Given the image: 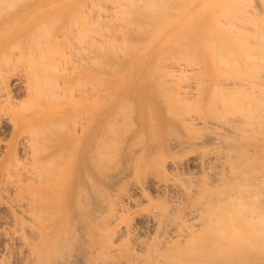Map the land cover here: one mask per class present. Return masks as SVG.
<instances>
[{"label":"bare ground","instance_id":"obj_1","mask_svg":"<svg viewBox=\"0 0 264 264\" xmlns=\"http://www.w3.org/2000/svg\"><path fill=\"white\" fill-rule=\"evenodd\" d=\"M144 1L96 16L86 0H0V133L9 132L0 138V264H264V69L255 73L264 59L251 44L248 61H188V50L186 61L149 60L181 22L161 27L160 0ZM166 7H157L164 17ZM125 9L159 20V48L112 51L104 63L105 48L123 42L112 45L116 32L94 23ZM231 15L218 24L263 39L262 14L251 27L240 14L246 31ZM134 20L116 36L125 46ZM184 148L192 160L174 156Z\"/></svg>","mask_w":264,"mask_h":264},{"label":"rangeland","instance_id":"obj_2","mask_svg":"<svg viewBox=\"0 0 264 264\" xmlns=\"http://www.w3.org/2000/svg\"><path fill=\"white\" fill-rule=\"evenodd\" d=\"M103 0H86V2H87V6L89 7H87V9H88V13H92V14H94V13H96V12H99L100 14L102 13L101 11H104V10H111L112 11V8H110V7H112V5L111 4H113L114 6L115 5H117V4H119L120 2H124L125 0H114V1H112V0H110V2H108L107 0H106V2H108V3H106L105 2V0H104V3L102 2ZM117 1V2H116ZM119 1V2H118ZM127 1V0H126ZM148 3H150V2H152V0L151 1H149V0H146ZM146 1H144V2H146ZM157 2L156 0H153V2ZM159 1V0H158ZM164 1L165 0H163V3H162V0H160V2H157V4H159L158 6H159V9L160 8H162V6L164 7V5L166 4V3H168V5H169V7H172L173 6V8H172V10L170 11L171 13L170 14H167L166 12L167 11H169V10H167L165 13L167 14V15H165V17L163 16V14H162V12H160V10H158V6H157V4L155 3V5H153V6H155V8H156V10H153V12L154 11H156L155 13H157L158 11H159V13H157V14H159V17H161L160 19H159V17H158V19L160 20H155V17L154 16H150V15H152V14H144L143 12L141 13V11H138V10H136L135 12H131L130 11V13H132L133 15H134V13H139L138 15L139 16H137V14H135L134 15V17H133V15L131 16V15H129L128 14V10L127 9H125V10H127V11H125V12H123V11H121L120 12V14H121V16H122V14H127V16L125 15H123V19H121L122 17H119V15L118 14H116V13H111V15H110V13H109V11L107 12L106 11V14L107 13H109V14H107V16H111V17H113L114 16V18H111L110 17V19L111 20H109L108 19V17H107V19H108V21L105 23V22H103V24L101 23V24H99V25H97L96 24V22L94 23V25L96 26V28H100L101 27V25H104V26H102L100 29H103L104 30V28L105 29H107L108 28V30H109V32H111L112 33V31L115 33L116 32V35L113 33V35H115V37H114V39L112 40V42H115L114 44H112V45H119V43L121 44L122 42H123V44H121L120 46H118V47H114L113 49H111L110 47H106L105 49L106 50H108V51H110V49H111V52L112 51H114V53H115V51L116 52H120L119 54L120 55H123V53L124 54H126V52H127V54L130 56V54H131V56H138V54H144V53H146V51L147 50H149V49H151L154 45H156V42L158 43V46L161 48H159L158 46H154L155 48H159V49H157V54L159 55V56H157V54H156V49H154L152 52H153V54H149V55H147V56H150L148 59L149 60H151V59H158V58H163V56H164V58L166 59V57L168 58H175V59H179V60H181L180 59V57L181 58H183L184 57V55L186 56V54L184 53V52H186L187 50V59H188V61H189V59H191V60H196V61H201L203 58H204V60H215L216 61V55H217V59H219L220 60V58H221V60H222V57H224V55H227V56H225V57H228L227 59L228 60H236V61H239L238 59H241L240 61H245V59L246 58H248V56H250V58L249 59H246L247 61L248 60H250V59H252L251 57H253L254 56V52H255V56L253 57L254 59L256 58V59H264L263 57L261 58V56H264V37H262L263 39V41L261 40V38H260V40L262 41V43L263 44H261V41H257V39L259 40V37H257V34H255L256 36L255 37H257V39H255V37H252V35L253 34H251L252 32H253V30H252V28H247L246 26V28L247 29H251L252 30V32L250 33V32H248V30H247V34H246V32H245V34H246V37H247V42H246V37H245V35H244V33L241 31V30H239L238 31V29H236L237 27H236V25H232L231 23H230V26H228L229 24H227V26L229 27V28H227V26H225V24L223 23V26L222 25H219L220 23L218 22V20L220 19V22H224L225 21V23H226V21H228V20H230V16L229 17H227L229 14H233L234 16L236 15V17H232V15H231V17L232 18H234V19H237L238 20V18L241 16V15H244L240 20L241 21H245L246 20V18L248 19L247 21H250V22H252V20H250V19H252L253 18V21H254V17L256 18V20L259 18V20H257V22L258 21H261V18H262V16H263V19H262V21L264 22V5L262 4V3H260V0H253V3H252V0H245V1H247L248 3H249V6H248V3H246V2H244L243 0H239V3L238 2H236V3H238L242 8H240V7H235L236 5H238V4H236L235 3V0L234 1H232L231 0V2H230V0H177V1H175V0H166L165 2L166 3H164ZM185 1V2H184ZM229 2V4H228V2ZM91 2V3H90ZM96 2V3H95ZM152 2V3H153ZM176 2V3H175ZM179 2L181 3L180 5H179ZM182 2H184V3H182ZM235 3L234 5L235 6H233V4L232 3ZM254 2H257V3H254ZM261 2H263L262 0H261ZM91 4V6H90V4ZM94 3V4H93ZM106 3V4H105ZM125 3H127V2H125ZM152 3H150L149 5H152ZM170 3V4H169ZM178 3V4H177ZM224 4L222 7H221V5L222 4ZM228 4V6H227V4ZM244 3V4H243ZM260 3V4H259ZM96 4H98V6L96 5ZM142 4L144 5V3H143V0H142ZM147 4V3H146ZM164 4V5H163ZM172 4V5H171ZM174 4H176V5H174ZM245 6L246 8H243V6ZM261 4H262V6H261ZM94 5V6H93ZM109 5V6H108ZM171 5V6H170ZM179 5V6H178ZM183 5H185V6H183ZM232 5V6H231ZM238 5V6H239ZM247 5V6H246ZM254 5H256L255 6V9L253 8V10H254V12L255 13H253V10H252V6L254 7ZM259 7H258V6ZM102 6V7H101ZM104 6V7H103ZM106 6V7H105ZM125 6H126V4H125ZM128 6V5H127ZM153 6H152V8H153ZM176 6V7H175ZM183 6V7H182ZM224 6H226L229 10V12H230V10H231V13H229L228 11H226L225 10V8L226 7H224ZM169 7H166V8H169ZM224 7V8H223ZM248 7V8H247ZM92 8V9H91ZM128 8V7H127ZM145 8H150V6L148 7V5H146V7ZM155 8H153V9H155ZM175 8V9H174ZM223 10H222V9ZM226 8V9H227ZM236 8V9H235ZM92 11H91V10ZM95 9V10H94ZM96 9H97V11H96ZM101 11H100V10ZM163 9V8H162ZM165 9V8H164ZM161 10V11H163V13H164V11L165 10ZM170 9V8H169ZM238 9H242V13H241V11H238ZM243 9H245L244 11H245V13L243 12ZM174 10V11H173ZM180 10V11H179ZM221 10L223 11V14L225 13L226 14V17H225V20H224V16L222 17V18H220V15H219V17H218V14H222V12H221ZM247 10H248V13H247ZM255 10H257V11H255ZM261 10H262V12H261ZM95 11V12H94ZM138 11V12H137ZM225 11V12H224ZM94 12V13H93ZM221 12V13H220ZM229 14H228V13ZM234 12V13H233ZM257 12H258V14H257ZM99 13H97V15L99 14ZM194 13V14H193ZM238 13V14H237ZM99 14V15H100ZM117 16H116V15ZM142 14V15H141ZM241 14V15H240ZM248 14V15H247ZM250 14H253V15H250ZM261 14H262V16H261ZM94 15H96V14H94ZM94 15H90L89 16V21L91 22V23H93V18H91V16L92 17H95ZM96 15V16H97ZM143 15H145V16H143ZM147 15V16H146ZM163 17H162V16ZM169 15V16H168ZM237 15H238V17H237ZM135 16H136V18H135ZM141 16V17H140ZM168 16V17H167ZM246 16V17H245ZM251 16H253V17H251ZM259 16H261V17H259ZM132 17V19L134 20V18L136 19V20H134V23L135 24H139L140 26H141V28L143 29V28H145V29H143V31L144 30H147V31H144V32H142V30H141V28L139 29V27L137 26V28L142 32V34L144 35H142L141 37H140V39L139 38H137V37H139L140 35H141V32L139 33V32H137L136 33V31L138 30L137 28V30L135 29V27H133V26H136V25H134V23L132 24V28L131 29H133L134 28V32H131L130 30H128L127 29V38H128V43L130 42V45L129 44H127V46H125V44H124V39H120L119 37H116L118 34L119 35H121L122 33L124 34V33H126V24H124L127 20H129L130 18ZM143 17H144V19H143ZM146 17H147V20H149L148 22H150L151 21V24H149L148 22H147V20H146ZM153 17V18H152ZM216 17V18H215ZM91 18V19H90ZM117 18V19H116ZM126 18V19H125ZM150 18V19H149ZM181 18V19H180ZM214 18H215V20H214ZM226 18L228 19V20H226ZM139 21H138V20ZM140 19H143V20H140ZM223 19V21H221ZM242 19H244V20H242ZM163 20V21H162ZM180 20V22H181V24H180V26L178 27V28H176L175 30H172L173 32H174V34H173V32L172 31H170V33L172 34V35H168L166 38H168V39H162V40H158L157 38H158V34L160 33V31H161V27L163 26V25H165L166 23H169V22H176V21H179ZM236 20V21H237ZM240 20H238V22L240 21ZM114 21V22H113ZM116 21V22H115ZM137 21V22H136ZM143 22V24H144V22H145V24L147 25H143L142 23H140V22ZM155 21V23L156 22H160L162 25H161V27H157V26H160V23L158 24V23H156L157 24V26L155 25V23L153 24L152 22H154ZM231 22H233V19L232 20H230ZM235 20H234V24H236V23H238V22H236ZM247 21H245V23L247 22ZM121 22H122V24L124 25V26H122V24H121ZM236 22V23H235ZM91 23H89V24H91ZM115 23V24H114ZM148 23V24H147ZM164 23V24H163ZM217 23V24H216ZM219 23V24H218ZM240 23V22H239ZM238 23V24H239ZM245 23H243L242 22V24H245ZM247 23H249V22H247ZM246 23V24H247ZM255 23H256V21H255ZM262 23V22H261ZM261 23H256V25H258V26H260V27H262L263 28V30H264V26H261ZM109 24H112L111 26L109 25ZM142 24V25H141ZM241 23H240V25L238 26L239 28H241L242 30H243V26L244 25H242ZM260 24V25H259ZM262 24H264V23H262ZM93 25V24H92ZM90 26V28H89V30L91 29V28H93V30H98V29H96L95 27H93V26ZM118 25H120V26H118ZM235 28V30H234V28L232 27V26ZM248 25V24H247ZM249 27H251L252 25H253V22L252 23H249ZM107 26H109V27H107ZM113 26V27H112ZM122 26V27H121ZM143 26V27H142ZM148 28V29H146V27ZM150 26H151V28H150ZM241 26V27H240ZM104 27V28H103ZM107 27V28H106ZM119 28L121 31H119L117 28ZM153 27V28H152ZM221 27H223V28H221ZM225 27H226V29H225ZM253 27H255V29L254 30H256L257 28H256V26H255V24H254V26ZM258 28V29H261L262 30V28ZM109 28H113V29H115V30H111V29H109ZM155 28H158V29H155ZM197 28H198V30H197ZM230 28L232 29V30H234V34H232L233 33V31H230ZM245 28V29H246ZM154 29H155V33H152V30H153V32H154ZM244 29V30H245ZM257 29V33H258V36L260 35V34H262L261 33V31H260V34H259V30ZM92 30V29H91ZM102 30V31H103ZM111 30V31H110ZM124 30V31H123ZM150 30V31H149ZM159 30V31H158ZM207 30L209 31V33L207 32ZM224 30H226V31H224ZM227 30H229V31H227ZM243 30V31H244ZM250 30V31H251ZM95 31H91V35L93 34L94 35V33H95V35L94 36H91V37H93L92 39H94V37H96V34L98 35V33H96ZM105 31V30H104ZM129 31V32H128ZM158 31V32H157ZM196 31V33H194ZM211 31V32H210ZM235 31H237V33H235ZM246 31V30H245ZM94 32V33H93ZM98 32V31H97ZM118 32V33H117ZM120 32H121V34H120ZM129 33H130V35H133V36H130L129 35ZM149 33V35H147ZM250 33V34H249ZM254 33V32H253ZM136 34V35H135ZM146 34V35H145ZM152 34H154L153 36L154 37H152L151 38V36H152ZM192 34V35H191ZM208 34H210L209 36H208ZM238 35V36H236L235 37V35ZM241 34H243L242 35V38L240 37L241 36ZM175 35V36H174ZM228 35V36H227ZM250 35V36H249ZM263 35V34H262ZM261 35V36H262ZM137 36V37H136ZM212 36V37H211ZM254 36V35H253ZM135 38L134 40L133 39H130V38ZM148 37V38H147ZM169 37H172L171 38V41L169 42L168 41V43L166 42L167 40H170V38ZM183 37V38H182ZM188 37V38H187ZM190 37V38H189ZM211 39H210V38ZM215 37V38H214ZM222 37V38H221ZM231 37H232V39H231ZM234 37V38H233ZM196 38V39H195ZM236 38V39H235ZM252 38V39H251ZM143 39H144V41H143ZM148 39V40H147ZM151 39V41L153 40V42H151V41H149ZM157 39V41H155ZM186 39V40H185ZM191 39V40H190ZM193 39V40H192ZM229 39V40H228ZM251 39V40H250ZM253 39H255L253 42H252V40ZM121 40V41H120ZM135 40H137V42L135 41ZM190 40V41H189ZM210 40H212V41H210ZM218 42H217V41ZM222 40V41H221ZM227 40V41H226ZM235 40V41H234ZM243 40V41H242ZM134 41V42H133ZM141 41H142V43H141ZM149 41V42H148ZM155 41V42H154ZM160 41V42H159ZM161 41H164V42H161ZM213 41H214V43H213ZM234 43H233V42ZM240 41V42H239ZM242 41V42H241ZM249 41H251V42H249ZM257 41V42H256ZM132 42H133V44H135V43H138V42H140L141 43V45L143 44L144 46H145V44L146 43H148L149 45H151V46H149L148 44H146V45H148V47H149V49H148V47L147 46H145L146 47V51H144L143 49L145 48L143 45L140 47H138V45H140V44H136V45H133L132 44ZM185 43V45L184 44H182V43ZM210 42V43H209ZM221 42V43H220ZM224 44H223V43ZM259 42V43H258ZM145 43V44H144ZM154 43V44H153ZM164 45H163V44ZM190 44L189 46H188V44ZM211 43H213V44H211ZM219 43V44H218ZM250 43V44H249ZM162 44V45H161ZM209 44V45H208ZM215 44V45H214ZM241 44V45H240ZM242 44H244V46L242 45ZM256 45V46H254L255 47V51H254V47L252 48V45ZM262 45L263 46V48L260 46V45ZM130 46V48H131V46L132 47H136V48H134V52L135 51H137V52H133L132 50H130V53L128 52V49L127 48H124V47H129ZM176 45H178V46H176ZM181 45H182V47H181ZM214 45V46H213ZM216 45L218 46V47H216ZM222 45V46H221ZM235 45H237V46H235ZM247 45V46H246ZM259 45V46H258ZM109 46V45H108ZM163 46V47H162ZM171 46V47H170ZM194 47V51L193 52H195V53H192V50L193 49H191V48H193ZM206 46V47H205ZM208 46V47H207ZM221 48H220V47ZM225 46V48H223ZM249 46H251V47H249ZM261 47L262 49H257L258 47ZM143 47V48H142ZM165 47V48H164ZM180 49H178V48ZM184 47H186V49L184 48ZM236 47L238 48V49H236ZM249 47V49H246V48H248ZM118 48V49H117ZM124 48V50H122ZM129 48V49H130ZM181 48H182V51H181ZM215 48V51L213 50ZM116 49V50H115ZM121 49V50H120ZM136 49V50H135ZM174 49L176 50V51H174ZM191 51H190V50ZM198 49V50H197ZM221 50V51H218V50ZM246 49V50H245ZM252 50V52L250 51V53H249V50ZM185 50V51H184ZM208 50V51H207ZM228 50V52L226 53V51ZM242 50V51H241ZM258 50H259V52H260V54H259V52H258ZM92 51V50H91ZM107 51V52H108ZM123 51V52H122ZM140 51V52H139ZM142 51H144V52H142ZM150 51V50H149ZM183 52L182 54L180 53L179 54V52ZM214 53H216L217 52V54H215V56L214 55H212V54H214ZM222 51H223V53H222ZM245 51V52H244ZM246 51H247V54H246ZM254 51V52H253ZM257 51V52H256ZM90 52V51H89ZM106 52V53H107ZM121 52H122V54H121ZM139 52V53H138ZM142 52V53H141ZM169 52H170V54H172V57H171V55L169 54ZM191 52V53H190ZM199 52V53H198ZM212 52V53H211ZM219 52H221V53H219ZM226 54H225V53ZM92 53V52H91ZM105 53V61H104V63H106V62H108L109 60H110V58H111V60H116V56H115V54L113 53V54H111L110 52H108V54H106ZM147 53H148V51H147ZM230 53H232V54H230ZM262 53H263V55H262ZM75 54V53H74ZM119 54H117L116 53V55H119ZM169 54V55H168ZM190 54V55H189ZM196 54V55H195ZM223 54V55H222ZM73 55V54H72ZM112 55H114V57H112ZM156 55V56H155ZM161 55V56H160ZM177 55V56H176ZM179 55V56H178ZM181 55H183V56H181ZM195 55V56H194ZM222 55V56H221ZM233 55H234V57H233ZM237 55V56H236ZM242 55V56H241ZM247 57H246V56ZM253 55V56H252ZM75 56V55H74ZM70 57L71 59H75V57ZM92 57H95V55L93 54V55H91ZM190 56H192V57H190ZM260 56V57H259ZM91 57V58H92ZM230 57V58H229ZM163 58V59H164ZM185 57H184V60L186 61L187 59H186ZM194 58V59H193ZM196 58V59H195ZM215 58V59H214ZM233 58V59H232ZM245 58V59H244ZM92 59H94V58H92ZM107 59V60H106ZM199 59V60H198ZM201 59V60H200ZM225 58H223V60H224ZM226 59V60H227ZM258 59V60H259ZM110 60V61H111ZM183 60V59H182ZM190 60V62H194V61H191ZM109 61V62H110ZM195 61V62H196ZM262 62H263V66L261 67V68H258V69H256V68H254V69H256V71H255V73L257 74V73H259L258 72V70L259 69H264L263 67H264V60H262ZM108 64V63H107ZM251 69V68H250ZM253 68L251 69V71L250 70H248V71H246L247 72V74H251L253 71L252 70H254ZM261 70H260V72H261ZM216 71V70H215ZM250 71V73H248ZM261 73H264V70H263V72H261ZM253 74H254V72H253ZM252 75V74H251ZM108 80H109V78H107ZM112 79V78H111ZM111 79L109 80V81H111ZM107 80V81H108ZM182 80V79H181ZM186 80H189V78L187 79L186 78ZM185 79H183L181 82H183V81H186ZM108 81V82H109ZM114 81V82H113ZM192 81H194V79L193 80H189L188 82H192ZM180 82V81H179ZM107 83V82H106ZM184 83V82H183ZM111 84V85H110ZM115 84H116V81L115 80H112L110 83H108V84H106V89L109 91V90H112L113 88H114V86H115ZM108 87H110V89H108ZM124 126L125 127H127L128 126V124L126 125L125 123H124ZM123 126V127H124ZM125 127H124V129H125ZM9 132H8V130H5L4 132H2V133H0V138L2 139V140H6V139H8L9 138V134H8ZM184 149H185V151H184ZM184 149H181V150H183L182 151V153H180L179 151H178V153H175L174 154V156H176V158H180V156L184 159V160H188V161H190V160H192L193 159V155H194V153L193 152H191V154H190V151L187 149V148H184ZM186 149H187V151H186ZM190 149V148H189ZM189 151V152H188ZM1 154V153H0ZM186 154V155H185ZM178 156V157H177ZM195 156V155H194ZM189 168H191L190 170L189 169H187V170H189V171H195V168L192 166V165H190L189 166ZM130 181V180H129ZM126 182V184H128V187L129 186H131V182H132V180L130 181V182ZM137 225L139 226V227H141V226H143V222L141 221V220H138V223H137Z\"/></svg>","mask_w":264,"mask_h":264}]
</instances>
